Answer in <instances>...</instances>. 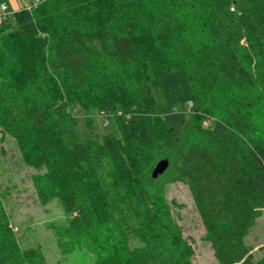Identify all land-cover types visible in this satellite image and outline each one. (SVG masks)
I'll list each match as a JSON object with an SVG mask.
<instances>
[{"label":"trees","instance_id":"obj_1","mask_svg":"<svg viewBox=\"0 0 264 264\" xmlns=\"http://www.w3.org/2000/svg\"><path fill=\"white\" fill-rule=\"evenodd\" d=\"M24 5L0 23V131L42 169L32 178L40 201L55 197L69 215L53 226L60 253L192 264L161 189L153 192L172 163L218 264H264L244 241L264 208V0ZM175 69L191 101L179 134L152 94ZM78 109H100L114 127L82 138ZM163 158L167 169L152 178ZM0 264H48L39 246L20 245L1 197Z\"/></svg>","mask_w":264,"mask_h":264},{"label":"rangeland","instance_id":"obj_2","mask_svg":"<svg viewBox=\"0 0 264 264\" xmlns=\"http://www.w3.org/2000/svg\"><path fill=\"white\" fill-rule=\"evenodd\" d=\"M35 0H0L11 12ZM10 14V13H9ZM156 107L173 134L181 133L183 121L190 113V91L181 69L164 74L159 84L152 88ZM102 110L85 111L78 109L76 131L82 138L93 134L100 137L114 127L112 116ZM92 119L88 128L85 117ZM209 125L205 120L203 125ZM4 153L0 155V197L5 211L21 246H39L48 264H93L94 253L78 248L69 255H62L57 245L53 226L67 221L57 198L51 197L42 203L33 183V175L42 169L30 164L14 139L2 136ZM27 155V154H26ZM161 189L163 198L173 218L182 230L185 241L193 249L192 264H218L210 244L205 239L204 227L194 204L189 186L174 178V165L155 181V190ZM244 241L256 260L264 258V208L256 218Z\"/></svg>","mask_w":264,"mask_h":264},{"label":"water","instance_id":"obj_3","mask_svg":"<svg viewBox=\"0 0 264 264\" xmlns=\"http://www.w3.org/2000/svg\"><path fill=\"white\" fill-rule=\"evenodd\" d=\"M168 164L169 162L166 158L158 160L151 171V177L156 178L158 175L162 174L167 169Z\"/></svg>","mask_w":264,"mask_h":264},{"label":"built area","instance_id":"obj_4","mask_svg":"<svg viewBox=\"0 0 264 264\" xmlns=\"http://www.w3.org/2000/svg\"><path fill=\"white\" fill-rule=\"evenodd\" d=\"M34 3H35V1L33 3L25 4L24 6L26 8H30ZM9 13L10 12L8 11L7 5L4 2L1 3L0 4V23Z\"/></svg>","mask_w":264,"mask_h":264},{"label":"crops","instance_id":"obj_5","mask_svg":"<svg viewBox=\"0 0 264 264\" xmlns=\"http://www.w3.org/2000/svg\"><path fill=\"white\" fill-rule=\"evenodd\" d=\"M1 3H3V2H1ZM1 3H0V4H1Z\"/></svg>","mask_w":264,"mask_h":264}]
</instances>
